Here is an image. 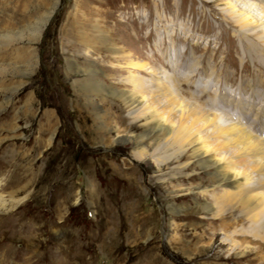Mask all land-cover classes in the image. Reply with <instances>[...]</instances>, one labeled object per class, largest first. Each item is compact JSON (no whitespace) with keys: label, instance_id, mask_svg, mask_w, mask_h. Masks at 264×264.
I'll return each mask as SVG.
<instances>
[{"label":"rangeland","instance_id":"1","mask_svg":"<svg viewBox=\"0 0 264 264\" xmlns=\"http://www.w3.org/2000/svg\"><path fill=\"white\" fill-rule=\"evenodd\" d=\"M219 3L0 0V264H258L225 241L229 212L200 209L218 189L189 152L134 156L148 119L130 73L174 74L179 96L216 94L228 115L262 104L260 39Z\"/></svg>","mask_w":264,"mask_h":264},{"label":"bare ground","instance_id":"2","mask_svg":"<svg viewBox=\"0 0 264 264\" xmlns=\"http://www.w3.org/2000/svg\"><path fill=\"white\" fill-rule=\"evenodd\" d=\"M216 1L242 32L250 31L252 36L260 39V50L264 51V2L260 0L255 5L247 4L246 11H238L231 0ZM240 2L244 4L242 0ZM256 28L261 29L251 31ZM128 64L135 70L146 65L136 60ZM192 67H189L190 72H193ZM152 75L154 77L150 79H142L137 73L128 76V80L135 85L129 104L136 107L132 112L141 110L148 119L145 132L134 137V156H145L147 151L142 146L143 142L147 145L154 142L156 149L162 147L165 151L173 148L170 154L159 160L161 162L184 152L186 156L189 152L187 155L194 159L195 165L206 172V181L213 185L210 187L218 189V192L210 193L214 201L205 200L199 204L200 209L208 210L215 216L229 212L221 221L225 241L234 250H239L234 253L240 254L243 259L264 264V129L259 130L264 119V98L252 117H249V110L259 98L257 93L247 100L249 110H244L243 116L229 111L228 115L223 113L226 105L215 99V93L214 98L202 102L194 95L183 98L175 90L174 74L161 70ZM186 75L181 83L189 78ZM222 89L220 93L226 94V89ZM237 94L238 99L244 101L243 95ZM199 188L202 196L210 189L207 186ZM234 210H238L239 215Z\"/></svg>","mask_w":264,"mask_h":264}]
</instances>
